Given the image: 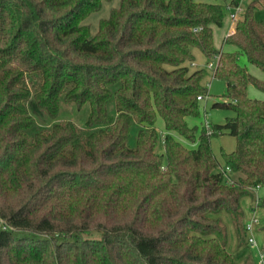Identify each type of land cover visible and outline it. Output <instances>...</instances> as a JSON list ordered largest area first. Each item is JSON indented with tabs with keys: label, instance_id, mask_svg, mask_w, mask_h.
Masks as SVG:
<instances>
[{
	"label": "trees",
	"instance_id": "trees-1",
	"mask_svg": "<svg viewBox=\"0 0 264 264\" xmlns=\"http://www.w3.org/2000/svg\"><path fill=\"white\" fill-rule=\"evenodd\" d=\"M105 1L0 0V264H236L211 215L239 223L241 200L264 189V101L248 96L264 82L238 61L264 71L259 0L223 40L233 52L215 46L221 4L121 0L92 35L86 19ZM195 48L219 56L213 76L234 101L215 106L236 116L211 135L203 125L189 150L174 135L195 141L187 118L208 96ZM62 95L90 104L86 127L37 124L30 99L56 116ZM222 129L237 142L223 153L234 184L211 147Z\"/></svg>",
	"mask_w": 264,
	"mask_h": 264
},
{
	"label": "rangeland",
	"instance_id": "rangeland-1",
	"mask_svg": "<svg viewBox=\"0 0 264 264\" xmlns=\"http://www.w3.org/2000/svg\"><path fill=\"white\" fill-rule=\"evenodd\" d=\"M196 2L216 3L223 5L229 3L230 0H194ZM255 0H242V9L245 11L249 4ZM121 0H110L103 2L101 9L98 12L91 13L86 19V23L90 26L91 34L95 35L98 32L99 23L103 19L110 17L114 8L119 7ZM235 10L226 8L223 29H214V42L218 50L223 49L224 52H233L235 49L231 45H223L224 37L233 27V20L231 13ZM242 14V13H241ZM256 18L264 20V0H261V6L256 11ZM194 65L191 69H200L207 71V77L204 85L208 86V96L199 102V114L197 116H190L187 118L189 127L196 130L195 141L188 140L178 134L174 135L176 141L183 145L186 149L192 150L198 147L199 137L203 131V123L205 121V114L208 116L209 122L212 126L224 125L228 119L236 116L233 109L223 106H215V104H229L233 103V99L227 93V85L225 81L213 76L212 70L209 68V63L216 64L215 59L207 58L198 48L194 49ZM239 64L242 68L247 70L253 77L264 82V71L257 66L251 64L248 58L240 54L238 58ZM248 96L252 99L264 101V92L256 88L254 85H249ZM110 116H116L115 100L111 99L107 105ZM30 113L35 117L39 126H51L55 122L71 121L78 127H86V122L90 115V104L87 102L82 106L74 101L65 100L62 95L59 100V111L56 116H51L48 110L40 107L34 98H31L28 104ZM156 128L160 134V152L165 154L163 140L166 134L164 121L160 115H157ZM236 138L232 136L229 131L222 129L216 136L211 139V147L219 161L224 168L225 161L223 153H231L236 149ZM255 191L253 197L247 196L241 200L242 217L239 223H235L233 218L225 210L218 214H212L211 217L218 219L224 228L223 242L226 245L228 252L232 255L236 264H264V207L256 205ZM261 200L264 198V189L261 188L258 192ZM255 207V210L252 209ZM256 215V221H253L255 226L253 231L247 230V224L252 222L253 215ZM254 238V243H249V238Z\"/></svg>",
	"mask_w": 264,
	"mask_h": 264
},
{
	"label": "built area",
	"instance_id": "built-area-1",
	"mask_svg": "<svg viewBox=\"0 0 264 264\" xmlns=\"http://www.w3.org/2000/svg\"><path fill=\"white\" fill-rule=\"evenodd\" d=\"M228 9L229 10H235V12L231 13V19L234 21V22H237L240 18V14L241 13H244V10L242 9V6L241 4L236 7V8H232L231 5L228 6ZM213 59L216 60V64L211 62L209 63V68L212 70V72L214 73L217 65H218V62H219V56H215ZM194 65V64H193ZM199 100L202 101L204 100V97L203 96H200L199 97ZM206 131H207V134L211 135L213 134L214 132V129H213V126L212 124L209 122L208 120V116L207 114H205V121L203 123ZM222 173L225 175V177L227 178V181L230 183V184H234V179L232 177H230V174H231V169L228 168V167H225V168H222ZM259 201V200H258ZM258 201H257V206H258ZM253 221H256V219H253L251 223L247 224V230L248 231H251L253 226H254V222ZM249 243H254V238L253 237H250L249 238Z\"/></svg>",
	"mask_w": 264,
	"mask_h": 264
},
{
	"label": "crops",
	"instance_id": "crops-1",
	"mask_svg": "<svg viewBox=\"0 0 264 264\" xmlns=\"http://www.w3.org/2000/svg\"><path fill=\"white\" fill-rule=\"evenodd\" d=\"M231 1H232V0H230L229 3H228V2H227V3H224L223 6H225V8H228V6L231 4ZM241 2H242V1H241ZM240 4H241V3H240ZM241 6H242V4H241ZM260 6H261V0H259V6H258V8H259ZM244 12H245V11H244ZM243 14H244V13L240 14V16H239L240 19L243 17ZM233 23H234V24H233L232 29L229 31V33L226 34V36H228V35H230V34H233V33L235 32V28H236V23H237V22H234V21H233ZM214 29H223V27H222V28L214 27ZM226 36H225V37H226ZM225 37H224V38H225ZM233 177H234V176H233ZM234 178H235V177H234ZM259 190H260V189H259ZM259 190H256V191H255V197H254V198H255V201H256V202H255L256 205H257V201L260 199L259 196H258V192H259ZM252 197H253V196H252ZM252 209L255 210V207H252ZM253 219H256V215H255V214L253 215ZM253 219H252V220H253ZM254 226H255V224H254ZM254 226H253L251 232L253 231Z\"/></svg>",
	"mask_w": 264,
	"mask_h": 264
}]
</instances>
